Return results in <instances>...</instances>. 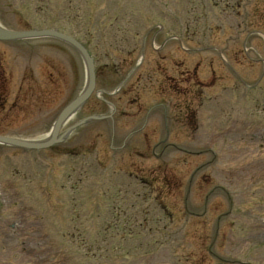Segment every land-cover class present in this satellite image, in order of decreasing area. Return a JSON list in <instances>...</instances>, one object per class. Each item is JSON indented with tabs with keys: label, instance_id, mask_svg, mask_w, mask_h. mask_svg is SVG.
<instances>
[{
	"label": "rangeland",
	"instance_id": "374dc122",
	"mask_svg": "<svg viewBox=\"0 0 264 264\" xmlns=\"http://www.w3.org/2000/svg\"><path fill=\"white\" fill-rule=\"evenodd\" d=\"M199 1L0 0V23L4 27L16 30L23 26L46 29L56 25L66 34L85 43L91 54L98 60V66L102 68L101 77L98 80L99 85L96 89H105L108 92L119 89L122 79L126 77L124 73L128 71V67L125 65L123 68L122 65L116 64L117 60H121V56H126L125 54H128V51L133 48L136 51L135 55L130 58L126 57L127 61L131 63L136 60V63L140 62V55L143 51H139V48L142 46L145 47L148 54L158 53L157 44L160 45L159 48L163 46L161 52L169 51L170 54L176 55L174 58L185 60L184 65L190 70L194 65L200 63L197 66L200 72L199 78L209 81L215 76L214 82L217 80L215 87H213L214 84H211L201 94V96L204 94V100L211 97L208 100L209 104L203 106L209 109V114L208 110L202 111L200 116L203 118L202 122L208 126L209 121L213 120V124L210 126L217 140H219L221 131L223 134L226 131L229 133V141L226 143L223 141V144L221 142L217 145V151H215L218 158L214 157L208 166L203 163L206 159H210V155L206 152L187 157L170 147L164 154H161L162 147L170 142H173L175 146H182L181 148L184 145L189 146V142H192L193 146L199 149L202 146L207 148L206 143L209 142L204 137L206 128H198L196 133L198 140L194 142L190 136L196 127L183 124L186 113L182 115L179 113L180 110L184 111V108L176 104L177 99L174 93L166 92L161 94V97L166 96L170 106H168L169 112L173 114L174 119L178 118V120L176 119L178 123L170 122L169 115H166L162 108L154 110L149 108L145 117L152 112L154 119L151 117L148 121L154 126L155 124L158 126L156 118L162 116L164 122L169 124L171 129L169 137L171 136V138L167 143L165 142L166 144L160 141L154 153L152 151L147 153L148 158L151 157L147 161L141 159L142 157L137 154L136 149L133 150L132 146L137 143L138 139H132L128 145L125 143L124 146H127L122 150H120V146L113 147L111 140L113 132L116 131V134L119 135L123 130V133L126 134L131 129L127 123L124 124V128L120 129L123 120L126 119L122 115L117 116L119 121H117V127H114L113 132L110 128L103 126L101 137L95 140L98 141V144L105 146L106 154H95L94 152L91 155L85 153L80 158L55 156L50 159L45 156L37 157L34 153L19 152L6 146H0V264H140L142 262L141 255L146 252H155L156 255L162 252L160 256H155V259H152L151 264L161 263L167 258L169 260L170 256L164 254L163 250L170 248L171 245L177 247L176 241H166L171 244L168 247L159 245V241L155 239L158 237L153 235L151 239L142 235L143 239L139 240L137 239V226L127 225L124 221L120 223L118 214H115L114 217L115 224L108 222L109 225L100 216L95 215L97 200L101 202L103 217L109 216L108 212L115 206L114 201H116V205L125 202V205H121L122 210L125 209L124 213L129 212V205L133 204L130 207L131 210L133 208L136 212L144 210L146 214L149 213V217H154V220L162 222L164 215L161 208H157L152 201L143 202L145 197L137 196L138 193H143L141 189H145L142 187L145 185L136 183H140L141 180L131 181L133 179L127 178L130 175L124 174L129 170L126 166H122L119 160L129 156L131 157L130 162L135 163L134 167L141 168L138 170L140 173L138 176L148 183L146 192L155 193L157 198L166 203L169 208L180 209L179 213H176V217L182 219L179 218L180 221L176 223V226L182 227L184 218L191 220L185 237L182 235L184 240L180 242V246L183 243L184 248L193 252V257L190 259L193 264H229L230 257L225 253L224 246L229 237L234 240L231 241L233 245L228 246L229 250L237 253L241 248L239 245L241 240L238 239L239 222L245 224V227L256 229L252 238L245 241V247L252 250L260 248L264 253V235L257 234L262 229L264 230V223L256 217H264V212L258 214L264 207L261 208V205L256 203L257 199L251 195L258 196L260 190L257 188L261 185L264 186V182L260 183L259 181L258 185L252 184L253 179H250L253 176L249 171L247 172L249 176L246 177L237 174V171L239 172L243 168L253 169V173H255L256 169L264 164V160H259L264 158V152H258V143L264 142L262 136L264 135V115L261 113L264 97H262L259 88L264 90V77L262 78V73H264V27L254 22L257 14L251 11L254 9L251 6L249 9L244 8V13L248 12L246 18L239 14V18H242L237 22L225 21L222 16L224 8L229 4L228 2L231 3L235 0H205L208 11L202 13L200 19L197 10ZM253 1L251 4L256 5ZM260 6L264 7V0H258L255 8H260ZM141 9L146 10L145 13ZM175 19L180 23L185 21L183 32H181L183 24L178 31L169 32L168 26L174 27ZM143 37H145L144 45ZM44 41L13 44L9 50L1 44L0 63L4 62L8 68L12 64H16L18 70L19 66L22 70L28 64L35 66L36 69L37 64L45 61L44 59L51 60L55 65L56 63L63 65L62 62H71L72 60L74 64L77 53H74L70 48H65L64 45H58L54 40H49L50 44L56 43L51 46V49L44 48L46 44L41 43ZM125 44L128 49L123 50L122 47ZM54 46L58 49H55ZM53 56L56 59L50 58ZM150 60L147 56L143 61V66L149 65ZM109 63H111L110 72L105 73L103 65ZM159 63L162 64L161 66L164 65L168 72L175 71L171 61L161 60ZM69 65L74 68L72 64ZM8 68L6 70L10 75V83H13L16 75L9 73ZM169 68H171L170 71ZM177 69L178 72L185 71L183 66ZM115 70L124 75H119L121 76L119 77L114 73ZM144 70L142 67L138 73L132 74L130 80L125 78L123 84H126L124 88L131 85V89H136L138 101L148 105L154 98L155 88L160 83L154 81L155 76L147 82L141 80L140 76L143 74L141 72ZM36 71L42 72L37 69ZM83 76L84 74L79 75L80 89L83 87ZM68 79L70 82L72 81V74ZM256 92L257 96L255 97L253 95ZM98 95L102 97L101 93ZM217 98L221 99L224 104ZM255 98H257V102ZM179 100L180 103L186 104L188 94L184 100L183 98H179ZM113 101L118 103L121 110L119 112L125 111L126 104H136V101L129 102L127 100L124 90L116 94ZM254 103L261 104L258 112ZM221 106L227 107L228 116ZM164 122L159 125L160 128ZM200 123L197 120L196 125ZM90 126L92 125H89L85 130L86 135H88ZM101 126L96 125L95 127L98 130ZM1 130L7 131L8 129L0 127V132ZM22 131L20 128H15L17 134ZM33 133L35 134V131ZM28 134L31 135V133ZM38 134L41 133H37L34 139L39 136ZM150 134L152 142L158 143L157 131ZM199 135L204 138H200ZM25 136L28 135L25 134ZM75 143L77 144V141L73 139L63 148H74ZM85 144L84 141L83 146ZM119 150L122 152L120 153ZM40 153L53 157L49 151ZM166 157V161L171 166H167L166 173L168 174H165L166 178H169V182L172 184L176 180L178 182V178L175 179L172 176L175 172L172 170L173 168L180 170L178 172H187V175L182 177L185 181L181 190L177 187L170 189L167 194H163L166 188L164 187V190L161 188L162 183L159 181L162 177L159 174L150 173V169L153 164L161 165V161L157 162V160ZM183 158L185 159L184 164L181 163ZM47 160H52L51 164L58 168L55 175L54 173L47 175L49 169ZM215 161L217 162L215 163ZM216 166H218V170L222 169L227 172L230 170L229 176L226 173V175L223 174L224 178L220 179V174H214L220 171H210L216 169ZM203 167L208 168V173L206 170L204 172L207 174L204 176L209 177L208 182L210 183V179L214 180L212 184L206 185L201 191L200 189L203 187L197 181L201 177L199 174L203 172H200ZM198 168L199 170L194 173ZM59 171L61 174L58 173ZM191 173L195 177L190 178ZM189 179H193L191 187L188 186ZM51 187H55L54 191L49 189ZM188 187L189 191H187ZM116 189L120 193H127V198L123 199L124 196L117 193ZM187 192H189L188 195ZM185 195L187 204H185ZM206 198L211 200L208 207L204 205ZM217 206L219 207L216 208ZM220 213H227V217L230 218L226 219L225 217L221 221ZM146 214L142 213L144 216ZM200 214L207 216V221L206 218L199 220L193 218L200 217ZM147 225L149 229H152V225L156 227L159 224L150 221ZM222 229L227 230L226 235L221 233ZM129 232L132 234L129 235ZM21 233H24L23 238ZM208 251L217 254L219 260L209 255ZM245 259H247V264H258L257 262H259L258 257H254V255ZM259 260L262 262L261 264H264V258L259 257ZM148 261L150 262L149 259Z\"/></svg>",
	"mask_w": 264,
	"mask_h": 264
},
{
	"label": "water",
	"instance_id": "95a60500",
	"mask_svg": "<svg viewBox=\"0 0 264 264\" xmlns=\"http://www.w3.org/2000/svg\"><path fill=\"white\" fill-rule=\"evenodd\" d=\"M42 36H55V37H59L62 38L59 35L53 34V33H49V32H30V33H10V32H4L0 30V39L3 40H14V39H24V38H34V37H42ZM68 42H70L73 45H76L73 41L67 39V38H62ZM77 46V45H76ZM78 47V46H77ZM79 48V47H78ZM80 51L83 53V55L86 57L85 51L82 50L81 48H79ZM89 62V61H88ZM91 68V66H90ZM92 77V74H91ZM0 141H4L3 139H0ZM16 144L15 142H11Z\"/></svg>",
	"mask_w": 264,
	"mask_h": 264
},
{
	"label": "flooded vegetation",
	"instance_id": "af4514ba",
	"mask_svg": "<svg viewBox=\"0 0 264 264\" xmlns=\"http://www.w3.org/2000/svg\"><path fill=\"white\" fill-rule=\"evenodd\" d=\"M25 100H26V99H25ZM17 102H18V99H17ZM19 111L22 112V113L24 112L22 109H19ZM56 113H57L56 110H50V111L48 112V114L45 113V114L43 115V119H42V120H39L38 122L43 123V125H46V123L49 122V119L52 120V119L55 117Z\"/></svg>",
	"mask_w": 264,
	"mask_h": 264
}]
</instances>
